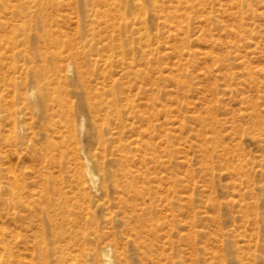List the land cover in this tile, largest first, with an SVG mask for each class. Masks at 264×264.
<instances>
[{
	"label": "rangeland",
	"instance_id": "374dc122",
	"mask_svg": "<svg viewBox=\"0 0 264 264\" xmlns=\"http://www.w3.org/2000/svg\"><path fill=\"white\" fill-rule=\"evenodd\" d=\"M0 172L8 264H264V0H0Z\"/></svg>",
	"mask_w": 264,
	"mask_h": 264
},
{
	"label": "bare ground",
	"instance_id": "6f19581e",
	"mask_svg": "<svg viewBox=\"0 0 264 264\" xmlns=\"http://www.w3.org/2000/svg\"><path fill=\"white\" fill-rule=\"evenodd\" d=\"M1 174V172H0ZM2 175H0V189L6 187V183L2 181ZM8 201L10 198L7 197L6 191L0 190V207L3 210L7 209ZM10 257V246L8 240V227L7 222H5L2 212H0V264H8Z\"/></svg>",
	"mask_w": 264,
	"mask_h": 264
}]
</instances>
